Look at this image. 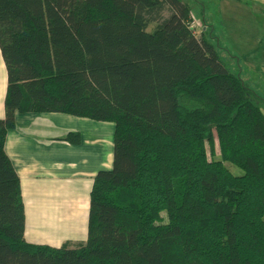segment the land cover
I'll use <instances>...</instances> for the list:
<instances>
[{
	"label": "trees",
	"instance_id": "16d2710c",
	"mask_svg": "<svg viewBox=\"0 0 264 264\" xmlns=\"http://www.w3.org/2000/svg\"><path fill=\"white\" fill-rule=\"evenodd\" d=\"M193 23L182 0H0V264H264L261 99ZM28 113L114 124L79 247L25 240L5 141Z\"/></svg>",
	"mask_w": 264,
	"mask_h": 264
},
{
	"label": "crops",
	"instance_id": "0c3cea01",
	"mask_svg": "<svg viewBox=\"0 0 264 264\" xmlns=\"http://www.w3.org/2000/svg\"><path fill=\"white\" fill-rule=\"evenodd\" d=\"M243 4L245 0H233ZM264 13V0H247ZM245 1V2H247ZM8 72L0 49V119H5ZM89 119L57 113L16 117L5 151L20 181L25 205V240L33 245L76 248L88 238L90 194L96 174L111 167V142L84 141ZM78 132L80 142L64 140Z\"/></svg>",
	"mask_w": 264,
	"mask_h": 264
},
{
	"label": "rangeland",
	"instance_id": "374dc122",
	"mask_svg": "<svg viewBox=\"0 0 264 264\" xmlns=\"http://www.w3.org/2000/svg\"><path fill=\"white\" fill-rule=\"evenodd\" d=\"M191 9L193 28L197 36L204 33L213 43L234 75L241 76L261 100L259 106L264 113V13L257 4L245 2L236 4L233 0H182ZM95 125L82 132L84 141L98 139L100 135L110 140L111 166L113 164L114 131L113 123L89 121ZM218 152V151H217ZM227 167L234 173L242 170L232 164Z\"/></svg>",
	"mask_w": 264,
	"mask_h": 264
}]
</instances>
